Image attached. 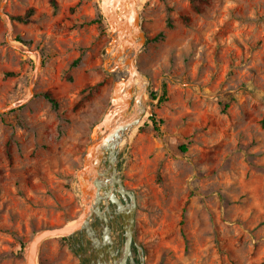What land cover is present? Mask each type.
Instances as JSON below:
<instances>
[{"label":"rangeland","instance_id":"1","mask_svg":"<svg viewBox=\"0 0 264 264\" xmlns=\"http://www.w3.org/2000/svg\"><path fill=\"white\" fill-rule=\"evenodd\" d=\"M136 2L149 112L119 171L145 264H264V0ZM100 13V0H0V264H27L39 231L83 210L77 173L125 74L104 67ZM62 238L37 264H81Z\"/></svg>","mask_w":264,"mask_h":264},{"label":"water","instance_id":"2","mask_svg":"<svg viewBox=\"0 0 264 264\" xmlns=\"http://www.w3.org/2000/svg\"><path fill=\"white\" fill-rule=\"evenodd\" d=\"M100 6L111 37L104 50V67L125 74L116 75L113 81L110 104L92 129L77 173L82 212L71 223L39 231L27 245V264H37L40 246L47 239L83 232L91 251L89 264H138L133 248L139 254V264H145L136 230L137 196L125 185L119 165L132 134L149 112L146 96L150 80L138 64L147 37L136 0H100ZM77 252L83 260L84 251Z\"/></svg>","mask_w":264,"mask_h":264},{"label":"trees","instance_id":"3","mask_svg":"<svg viewBox=\"0 0 264 264\" xmlns=\"http://www.w3.org/2000/svg\"><path fill=\"white\" fill-rule=\"evenodd\" d=\"M33 13H34V9L31 8V9L25 14V16L19 17L18 19H20V20H22V21H27V20H29V18L33 15ZM99 22L101 23V25H105V24H106L105 21H104V18H103V16H102L101 13L99 14ZM149 94H150V97H151L152 100H156V99L159 98L160 101H164V100L166 99V95H167L166 85H165V84L163 85V95L159 96V94H158L157 92L153 91V90H151V91L149 92ZM44 96H45V98H46L49 102L52 103V105H54V106H57V105H58V101H57V99H56L51 93L46 92V93L44 94ZM226 106H228V105H226ZM149 120H150L151 122H153L155 125H157V119H156V117H155V114L151 115V116L149 117ZM159 121H160V122H163V120H159ZM147 125H148V124H147ZM155 129H156L157 131L159 130V128H158L157 126H155ZM62 239H67V237H63ZM134 253H135V251H134Z\"/></svg>","mask_w":264,"mask_h":264},{"label":"flooded vegetation","instance_id":"4","mask_svg":"<svg viewBox=\"0 0 264 264\" xmlns=\"http://www.w3.org/2000/svg\"><path fill=\"white\" fill-rule=\"evenodd\" d=\"M97 223L101 225L100 221L98 220ZM71 243H73L76 247V249L83 250L84 255H83V260H80L81 264H89L90 263V257H91V251L88 246V240L85 238V232L83 233H78L76 236L71 237ZM135 248H133L134 251ZM136 250V249H135ZM79 256V254H78ZM80 259V256H79ZM135 259L137 263L139 264V259L138 257L135 256Z\"/></svg>","mask_w":264,"mask_h":264},{"label":"bare ground","instance_id":"5","mask_svg":"<svg viewBox=\"0 0 264 264\" xmlns=\"http://www.w3.org/2000/svg\"><path fill=\"white\" fill-rule=\"evenodd\" d=\"M105 226V225H104Z\"/></svg>","mask_w":264,"mask_h":264}]
</instances>
